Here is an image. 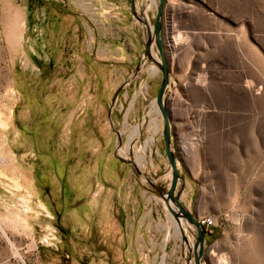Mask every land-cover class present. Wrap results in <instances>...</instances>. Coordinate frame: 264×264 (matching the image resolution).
Here are the masks:
<instances>
[{"label":"rangeland","instance_id":"obj_1","mask_svg":"<svg viewBox=\"0 0 264 264\" xmlns=\"http://www.w3.org/2000/svg\"><path fill=\"white\" fill-rule=\"evenodd\" d=\"M155 1L134 0L130 16L143 36L128 67L102 66L115 88L94 119L95 104L83 99L104 95V86L94 88L85 56H72L60 17L45 22L64 0H0V264H192L158 194L171 170L153 37L145 54ZM161 23L175 193L197 221H213L202 230L201 264H264V0H165ZM100 206H156L164 233L134 235L135 227L115 243ZM13 214L30 230L8 223ZM180 221L191 247L195 232Z\"/></svg>","mask_w":264,"mask_h":264},{"label":"crops","instance_id":"obj_2","mask_svg":"<svg viewBox=\"0 0 264 264\" xmlns=\"http://www.w3.org/2000/svg\"><path fill=\"white\" fill-rule=\"evenodd\" d=\"M62 9L61 14L53 9L47 11L45 22L56 24L60 17L62 33L67 35L70 50H75L72 56H85L81 59L90 71L88 77L94 88L104 86V95L93 93L83 99L85 103L95 104L87 118L100 119L103 103L114 90L115 82L111 76L103 81L99 72L102 66L109 71H116L118 64L128 67L133 59L134 42L143 36L144 30L131 19V0H64ZM100 209L103 213L109 212L111 239H115V243L125 242L135 227L134 235L149 236L153 227L155 235L164 233L160 228L162 215L156 206H100Z\"/></svg>","mask_w":264,"mask_h":264},{"label":"water","instance_id":"obj_3","mask_svg":"<svg viewBox=\"0 0 264 264\" xmlns=\"http://www.w3.org/2000/svg\"><path fill=\"white\" fill-rule=\"evenodd\" d=\"M164 7H165V0H158V6L156 8V14L153 22L152 32L150 30L149 25L146 22L144 23L146 26V35H147V40L145 43V54L149 56V51H150L149 49L151 47V38L153 37L159 55V61L153 60L154 64L160 69L161 72V82L155 97V103L162 117V139L164 144V153L171 170V180L167 192L166 193L158 192V194L160 198H162L163 201L165 202L168 212L176 222V226L179 229L183 242L186 244L187 252L189 256L192 255L193 258L192 264H201V259L203 258V254H204L203 231L197 224L195 217L188 210L180 206L179 194L175 193L179 175L177 172L176 155L171 151V146H170L171 130H170L169 117L164 100V93L169 84V67L160 39L161 27H162L161 19H162ZM131 13L134 16H136V12L134 9V0H131ZM169 201L172 203L174 208L169 205ZM180 219H184L193 228L195 232L194 242L192 243L191 247L189 246L188 241L184 236V232L181 228L182 222L180 221ZM186 262L187 264H190V258H188Z\"/></svg>","mask_w":264,"mask_h":264},{"label":"bare ground","instance_id":"obj_4","mask_svg":"<svg viewBox=\"0 0 264 264\" xmlns=\"http://www.w3.org/2000/svg\"><path fill=\"white\" fill-rule=\"evenodd\" d=\"M172 1V0H171ZM152 4L153 5H156V1L155 0H152ZM180 40H181V37H179L178 35H175V36H169V44H171V48L172 49H175V47L177 46V44L180 42ZM153 71H155V69L153 68ZM250 85V84H249ZM249 85H247V86H249ZM253 87V86H252ZM251 89V88H250ZM252 90V89H251ZM257 90H260V88L259 89H257ZM253 91V90H252ZM257 92V91H256ZM255 92V93H256ZM259 92V91H258ZM252 94V93H251ZM250 94V95H251ZM258 94V93H257ZM0 126L2 127V128H5V124L3 123V122H0ZM135 134H137V133H135ZM149 139V138H148ZM151 138L148 140V141H146V143H145V146H148V144H149V142H151ZM184 149H186L185 147H184ZM0 172H1V170H0ZM45 178V176L43 175V179ZM19 179V178H18ZM13 180V179H12ZM15 180V179H14ZM39 180V179H38ZM17 182V181H16ZM15 182V184L13 185L18 191H20V184H17ZM44 182H45V179H44ZM30 183H32V186H35V184H34V181H32L31 180V182ZM41 183H42V181H41ZM24 187H26V185L24 186ZM27 188V187H26ZM24 190H25V188H24ZM28 191V190H27ZM31 191V190H30ZM36 193V192H35ZM26 194H27V192H26ZM36 196H37V194H36ZM20 199L22 200V201H20V202H22V204H24V205H27V207L28 208H30L31 206H28L29 205V202H30V200H29V198L27 197V196H24V197H20ZM18 203H19V201H18ZM21 204V203H20ZM34 206V205H33ZM26 208V207H25ZM40 208H43V209H45V206H43V205H40ZM26 210H28V209H26ZM27 212V211H26ZM74 217H75V219H79V213L77 212V213H74ZM7 223V222H6ZM8 223H10V224H12V226L14 227V228H22L24 231H29L30 230V228H29V225H28V223L26 222V220L25 219H20L18 216H17V214H13V215H10L9 216V219H8ZM182 225H183V223H181V228H182ZM173 227H175V232H177V233H179V229L178 228H176L177 226L176 225H174L173 224ZM182 230H183V228H182ZM167 238H168V229H167V231H166V235H165V240L164 241H166L167 240ZM188 244H189V246H190V244L191 243H189L188 242ZM161 264H164L163 262L161 263ZM217 264H228L224 259H218L217 260Z\"/></svg>","mask_w":264,"mask_h":264},{"label":"built area","instance_id":"obj_5","mask_svg":"<svg viewBox=\"0 0 264 264\" xmlns=\"http://www.w3.org/2000/svg\"><path fill=\"white\" fill-rule=\"evenodd\" d=\"M196 222L203 231H206L213 225V221L210 218H200Z\"/></svg>","mask_w":264,"mask_h":264}]
</instances>
